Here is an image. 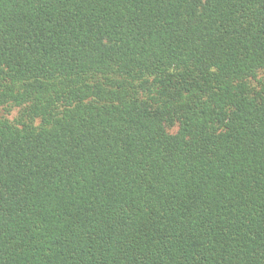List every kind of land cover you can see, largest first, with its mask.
Listing matches in <instances>:
<instances>
[{"label": "trees", "instance_id": "obj_1", "mask_svg": "<svg viewBox=\"0 0 264 264\" xmlns=\"http://www.w3.org/2000/svg\"><path fill=\"white\" fill-rule=\"evenodd\" d=\"M0 264H264V0H0Z\"/></svg>", "mask_w": 264, "mask_h": 264}]
</instances>
